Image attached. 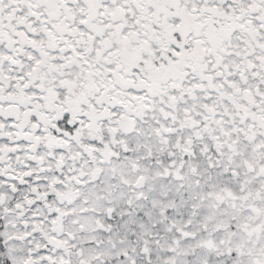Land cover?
Wrapping results in <instances>:
<instances>
[{"label": "snow or ice", "instance_id": "snow-or-ice-1", "mask_svg": "<svg viewBox=\"0 0 264 264\" xmlns=\"http://www.w3.org/2000/svg\"><path fill=\"white\" fill-rule=\"evenodd\" d=\"M0 264H264V0H0Z\"/></svg>", "mask_w": 264, "mask_h": 264}]
</instances>
